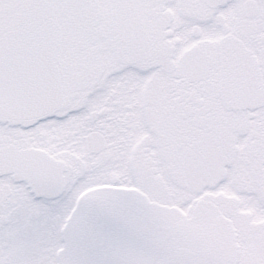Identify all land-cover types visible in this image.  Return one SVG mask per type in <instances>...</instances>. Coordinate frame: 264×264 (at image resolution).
Instances as JSON below:
<instances>
[{"label": "snow or ice", "instance_id": "obj_1", "mask_svg": "<svg viewBox=\"0 0 264 264\" xmlns=\"http://www.w3.org/2000/svg\"><path fill=\"white\" fill-rule=\"evenodd\" d=\"M0 264H264V0H0Z\"/></svg>", "mask_w": 264, "mask_h": 264}]
</instances>
